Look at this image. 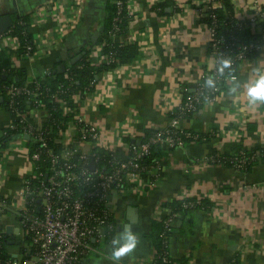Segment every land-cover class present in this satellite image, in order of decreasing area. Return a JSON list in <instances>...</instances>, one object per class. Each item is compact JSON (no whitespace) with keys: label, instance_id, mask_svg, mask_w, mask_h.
I'll return each mask as SVG.
<instances>
[{"label":"crops","instance_id":"0c3cea01","mask_svg":"<svg viewBox=\"0 0 264 264\" xmlns=\"http://www.w3.org/2000/svg\"><path fill=\"white\" fill-rule=\"evenodd\" d=\"M51 1L50 12L47 5ZM208 1L131 0L129 11L135 18L114 41L137 44L139 55L117 72L101 76L74 123L82 117L95 124L106 139H122L131 145L142 142L149 130L169 127L171 112L181 105L184 93H194L196 84L215 67L208 29L198 17L199 8ZM231 1L235 15L242 20L257 6H264V0ZM109 2L0 0V18L9 16L14 22L15 16L29 15L33 40L41 45L31 60L21 62L13 57L14 65L27 71V83L73 63L85 49L90 48L88 57L95 65L101 42L92 47L91 38L105 25ZM159 5H166L165 14L160 13ZM73 8L77 13L70 12ZM49 38L52 47L43 42ZM257 69L264 71V49L241 63L236 79L228 82L216 100L181 121L183 130L214 136L211 142H185L169 152L160 177L145 175L134 189L111 196L115 236L130 226L140 240L136 250L119 264H150L157 254L154 223L163 221L171 203L193 198L207 200L213 207L194 213L193 222H176L178 232L172 243L176 264H230L238 255L244 264H264V163L245 173L206 161L214 153L232 156L239 147L249 153L264 149V104L250 105L243 87L235 96L230 92L233 81L243 86L256 77ZM49 116L47 109H33L27 119L28 123H47ZM13 127L12 114L0 107V137ZM29 144V136L22 132L5 148L0 196L10 201L17 200L23 179L31 173ZM6 223L12 224L13 219ZM93 248L83 264H113L109 237L99 238Z\"/></svg>","mask_w":264,"mask_h":264},{"label":"built area","instance_id":"2783aa9c","mask_svg":"<svg viewBox=\"0 0 264 264\" xmlns=\"http://www.w3.org/2000/svg\"><path fill=\"white\" fill-rule=\"evenodd\" d=\"M130 1L115 0L117 16L108 32V39L112 43H115L116 37L122 34L124 12H127L130 22L135 18L134 13L129 11ZM53 6V1L48 3L47 8L50 12L53 11ZM224 7L222 0H209L199 8L198 17L202 21L207 18L210 9ZM70 12L77 13V9L73 8ZM235 19L242 21L253 33L262 35L264 42V6H257L245 20L238 19L236 15ZM77 22L78 19L72 25H76ZM207 29L209 48L217 51L225 42V38L218 37L214 28ZM10 30L0 35V51L7 50L10 46L18 47L19 41L10 36L8 33ZM43 42L51 47L54 44L50 38ZM106 45V43L100 45L102 52L96 58V66H109L115 60L112 55L103 53ZM39 49L41 45L33 40L32 45L26 47L21 62L31 60ZM263 49L264 43L244 45L237 60L244 63L252 59L250 55L253 51L261 53ZM213 57L215 67L212 70V77L219 80L225 73L224 71L221 74L218 71L224 58L221 55ZM118 69L112 72H117ZM208 76L196 84L195 98L182 106V110L190 109L195 102H200L205 92L217 95L221 91L219 86L208 90L205 84ZM236 76L227 77V83L235 80ZM35 82L26 83L24 87L14 84L4 87V96L10 100L11 107L6 110L14 113L16 100L22 96L31 98L36 104L35 109H46L39 103L41 86L37 84L35 89L30 88ZM92 93L72 91L69 100L65 101L59 95H54L52 99L67 114L72 112L70 100L75 103L82 102L83 105ZM184 119L180 116L174 117L170 126L158 131L154 137L143 140L141 144L131 145L125 144L122 139L117 141L106 139L95 124L86 123L82 117L78 119V123H59L57 133L53 137L50 123H28L27 114L24 115L18 126L30 138L28 151L31 173L23 179L17 200L10 201L7 197L0 196V264H83L87 256L94 251L93 243L101 237H108L109 232L116 231L113 213L109 209L111 196L134 189L136 185H140V179L145 175L160 177L163 172L165 158L156 159L153 165L143 164L144 159L151 155V147L162 144L170 151L184 146L183 136L192 138L191 133L180 128V123ZM16 126L14 124V127ZM5 134L6 131H3L0 143ZM50 140L60 147V151L50 147ZM3 154L5 148H0V170ZM241 154L237 170L247 164L248 159L244 151ZM260 156L258 153L257 158ZM206 161L210 163L211 156L207 157ZM92 163L96 165L94 170L91 169ZM197 203L200 205L201 199H198ZM167 214L162 222L166 232L171 233L176 227L179 215L173 214L172 211ZM10 218L13 219V223L7 225L6 221ZM10 227L18 232L7 234ZM165 249L163 263L175 264L172 244L167 243ZM155 260L156 257L150 264H154Z\"/></svg>","mask_w":264,"mask_h":264},{"label":"trees","instance_id":"16d2710c","mask_svg":"<svg viewBox=\"0 0 264 264\" xmlns=\"http://www.w3.org/2000/svg\"><path fill=\"white\" fill-rule=\"evenodd\" d=\"M111 2V3H110ZM107 11L108 15L105 18V32L100 38L101 43H106L107 45L103 48L104 54H110L115 59L114 62L109 66H96L93 65L91 59L88 57L89 49L87 55H85L81 60L72 64L66 65L65 71H60L53 73L50 76L38 78L35 83L30 86V88L35 89L37 84L41 86V97L39 98V103L43 104L45 108L49 111L51 119L47 122L52 126L54 137L57 133V127L59 123H74V116L79 113V108L81 103H75L70 100V108L74 112L65 113L64 109L61 108L58 104L53 102V96L59 95L62 99L69 100L70 93L72 91H87L93 92L96 85L99 82L101 76L107 72H111L117 68H120L124 65L130 64L133 59L137 58L139 55L140 49L137 44H120L112 43L108 39V32L110 31L114 19L117 16V7L115 5V0H110ZM224 4V9H215L212 8L208 11L207 18L202 20V23L209 27L214 28L218 37H224L225 42L222 43L217 51L210 50V53L213 55H221L224 59L231 60L230 69H226L225 73L221 76V79L216 80L213 78V72L209 73L206 81L209 78L215 80V87H221V91L216 95L212 93H203L200 102H195L190 109L182 110V106L188 103L190 100L195 98L194 93H184V99L180 106L175 108L172 112V118L174 117H183L185 119H190L196 115L208 102L214 101V99L225 91L228 88V83L226 81L227 77L235 76L238 73L241 62L237 60L239 53L244 45L250 44H262L263 38L262 35L253 33L251 29H248L242 21L235 19V9L231 0H222ZM158 10L161 14L166 13V5H159ZM123 24L121 26L122 32L124 33L129 26V19L127 18V12L123 14ZM14 26L10 30V36L13 39L19 41L18 47L13 49H7L6 51H0V107L9 109L10 100L4 96V87H8L11 84H14L18 87L26 86L27 80V71L22 68H18L13 63V57H17L20 60L24 58L26 53V47L32 45L33 36L31 34L30 25L32 24V18L27 16H15ZM260 53L253 51L250 55L251 58L256 57ZM207 86V85H206ZM208 90L214 87H208ZM36 108V104L28 96H22L16 100L15 103V112L12 113L13 122L16 124V127L13 129H8L6 134L1 138L0 148H6L9 143L23 132L22 128L18 126L21 122V118L28 114L30 110ZM9 112V111H8ZM160 130H149L146 133V139L154 137L157 132ZM186 131V130H185ZM188 132V131H186ZM179 133V132H178ZM192 138H186L183 136L185 142H196V143H207L211 142L214 136L209 134H197L192 133ZM180 134V133H179ZM50 147H53L56 151H60V147L56 146L53 141L49 142ZM175 149L164 151L162 144H156L151 147V155L146 157L143 161L144 165H153L156 159L168 158L169 152L174 151ZM246 156L247 164L238 169L239 171L248 173L254 167L259 166L264 163V149L258 152L249 153L245 149L239 147L236 149L234 155L232 156H217V154H212L210 164L212 166H222L230 167L236 169L238 160L242 157V152ZM258 153L261 155L259 158ZM200 198L186 199L179 202H174L169 205L173 214H178L179 219L176 222H193L194 213L197 211H210L212 210V203L207 200L201 199V204L197 203V200ZM178 225V224H177ZM116 226V225H115ZM115 232H109L108 237L112 240L115 236ZM178 232V228H174L171 233L166 232L163 222H155L153 225L152 237L156 246V260L154 264H164L163 255L165 254V245L167 243H173ZM173 263L176 264V261L173 259ZM172 264V263H171ZM230 264H244L241 256L238 255Z\"/></svg>","mask_w":264,"mask_h":264},{"label":"clouds","instance_id":"9594fccd","mask_svg":"<svg viewBox=\"0 0 264 264\" xmlns=\"http://www.w3.org/2000/svg\"><path fill=\"white\" fill-rule=\"evenodd\" d=\"M231 60L223 59L219 65L218 71L223 74L225 69H230ZM256 77L247 80L243 86L239 81H233L230 92L232 95H237L244 89V94L248 97V103L252 106L264 104V71L255 70ZM208 87H215V80L209 78L206 81ZM140 243L138 233L130 226L126 227L123 232H120L111 241V258L113 264H119L121 258L134 252Z\"/></svg>","mask_w":264,"mask_h":264},{"label":"water","instance_id":"95a60500","mask_svg":"<svg viewBox=\"0 0 264 264\" xmlns=\"http://www.w3.org/2000/svg\"><path fill=\"white\" fill-rule=\"evenodd\" d=\"M13 25H14V22L12 21L11 17L6 16V17L0 18V35L6 33L8 30H10ZM104 32H105V27L103 26V27H101V29L98 32H96L92 36L90 46H92V47L93 46H97V44L99 43V40H100V38H101V36L103 35ZM86 54H87V51H83L81 53V55H79L72 64H74V63L78 62L79 60H81ZM61 70L65 71L66 70V65H62L61 68L56 70V71H54V73L60 72ZM138 144H141V142H138ZM95 167H96L95 163H92L91 164V169L94 170ZM177 227H178V225H177ZM13 232L17 233L18 231H14V229L12 227L7 229V234L12 235Z\"/></svg>","mask_w":264,"mask_h":264}]
</instances>
